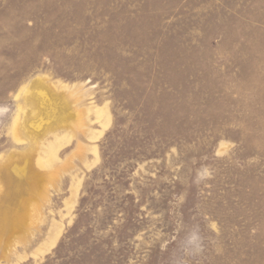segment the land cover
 <instances>
[{
  "label": "rangeland",
  "instance_id": "rangeland-1",
  "mask_svg": "<svg viewBox=\"0 0 264 264\" xmlns=\"http://www.w3.org/2000/svg\"><path fill=\"white\" fill-rule=\"evenodd\" d=\"M0 264H264V0H0Z\"/></svg>",
  "mask_w": 264,
  "mask_h": 264
}]
</instances>
